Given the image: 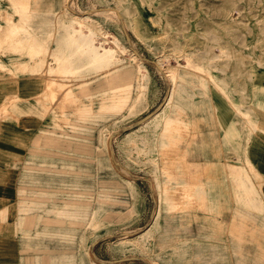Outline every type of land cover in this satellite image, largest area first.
<instances>
[{"label": "rangeland", "instance_id": "1", "mask_svg": "<svg viewBox=\"0 0 264 264\" xmlns=\"http://www.w3.org/2000/svg\"><path fill=\"white\" fill-rule=\"evenodd\" d=\"M6 1L12 9L10 14L4 9ZM17 1L0 0V77L5 74H36L35 84L41 91L34 96L37 103L28 106L40 112H16L12 109L13 104L24 105L25 99L10 93L0 96V122L10 116L36 119L47 113L53 117L52 126L35 135L27 156H23L22 150L13 151L9 156V160H14L13 164H19L24 170L19 180L27 182L21 183L26 188L20 190L22 199L18 212L23 211L25 199H29L30 210L20 213L25 217L27 228L35 218L42 217V222L37 224L41 232L26 238V249L40 251L42 264H46L50 253L53 259L56 256L57 260L65 258L59 264H91L88 250L92 243L97 257L112 260L108 264H146L136 259H119L129 254L141 255L154 264H264V220L257 216L256 211L242 208L216 185L203 199L194 196L189 203L185 201L180 184L196 180L208 188L209 181L215 183L217 177H222L213 164H202L189 172V163L183 161L184 154L174 158L178 153L171 148L166 154L171 156L172 165L185 170L180 174L183 180L171 184L167 171L160 174L162 180L158 172H151L158 181V189H152L144 178H135L128 167H120L111 160L109 135L107 147L112 167L105 164L108 150L102 139L151 109V89L154 97L160 95L163 98L166 82L158 66L142 59L150 75L147 103L136 112L128 113L127 106L143 82L137 70L139 59L135 60L129 51H123L118 53L116 63L96 68L90 60L76 53L74 42L67 46L64 43L63 49H68V54L62 52L57 47L58 42L67 41L65 32L71 30H61L57 25L47 26L40 12H35L44 0H20L22 4L15 8ZM50 3L51 0L47 1V5ZM68 6L77 15L92 14L93 19L88 23L94 31V44L102 46H110L115 39L128 45L119 19L121 13L136 50L148 58L160 60L167 70L176 69L178 81L186 76L198 78V86L186 84L195 98L203 92L216 97L223 95L233 106V114L230 115L242 130L246 129L243 117L250 134L260 133L258 128L264 130V0H69ZM65 8L62 7V11L67 17ZM115 8L120 13L100 12L116 11ZM59 12L61 9H56V13ZM14 14L19 17L18 21L13 20ZM68 18L57 17L56 20L69 23L73 17ZM15 22L19 26L17 29L14 28ZM86 27L82 28L81 36L88 35ZM55 34L58 35L56 38ZM25 38L34 39L42 46L37 50L30 49L23 43ZM9 53L17 54L19 60L5 62L3 57ZM65 68L71 71L66 72ZM105 68L109 69L99 71ZM122 68H134L132 87H128V80L114 79L115 71L119 73ZM149 86L152 87L149 89ZM2 87L15 88L7 83H2ZM46 90L57 91V98L50 100V96L44 94ZM72 96H76L74 100ZM177 97L181 103L188 101L184 96ZM212 102L215 103L216 98ZM187 110L192 115L201 109L188 108L186 113ZM214 111L212 106H208L209 115H215ZM191 118L188 116V128L182 127L177 139L189 148L193 147L196 134ZM159 122L160 118L152 127L154 137L158 136ZM134 140L126 138L122 141L127 156L131 150L137 154L147 151L149 143L145 139H141L142 147L138 146L137 140L133 143ZM18 144L25 146L24 140ZM216 144L217 160L226 159L243 166L241 144L238 148L233 143L224 145L222 140ZM186 152L188 155L190 151ZM126 177L132 178V186L126 184ZM160 184L181 203L178 209L170 211L161 203ZM226 185L233 193L235 185L231 178L226 179ZM158 191V217L143 239L146 253L132 251L130 246L118 248V238L142 230L141 226L155 208L154 199L156 201ZM97 204L102 208L89 213ZM64 207L67 208L65 214L62 212ZM242 209L247 211L243 216L239 214ZM53 214L84 221L75 222L73 237L63 239L69 230L48 222ZM92 214L97 220L96 228L93 224L88 227ZM43 217H47V222ZM65 240L71 246L61 245ZM59 249L67 251L57 254Z\"/></svg>", "mask_w": 264, "mask_h": 264}, {"label": "crops", "instance_id": "2", "mask_svg": "<svg viewBox=\"0 0 264 264\" xmlns=\"http://www.w3.org/2000/svg\"><path fill=\"white\" fill-rule=\"evenodd\" d=\"M47 1L49 0L40 2L38 4V11L35 10V12H40V16L42 20L47 23V26L51 27L57 25V27L61 28V30H66L68 28L70 30L72 28L75 31L79 30V25L75 23H73V25H75L73 27L71 26L70 28L67 21L59 22L56 20L57 17L69 19L68 17L74 18L75 16H80L73 12L70 8H68L69 0H51V3L49 5H47ZM19 4H22L20 0H18L15 4V8H18ZM62 7H66L69 11L67 13V17L63 14ZM4 9H6L7 13H11L12 9L10 8L8 1H6V4H4ZM56 9H61V12L56 13ZM100 12L103 13L102 11ZM85 15H89L91 17L90 20L93 19L92 14ZM18 19L19 17L14 14L13 20L18 21ZM14 25L15 29L19 28L16 22ZM4 29L5 24L3 25V30ZM65 33L68 34V36L66 37L67 41H62L60 43L58 42L59 45L57 47L60 48V50L62 49V52H66L68 54V49H63V47L70 45L72 42H74V40H77L80 35L79 33L72 32V30L69 33ZM56 35L57 34H55V38ZM55 38H53V40H55ZM57 38L59 39V37ZM27 40L29 42H27ZM19 41H22V39L19 38ZM23 43L24 45L28 44L30 49L34 48L35 50H37L38 47L42 46L35 42L34 39L29 40L25 38V41H23ZM64 43L65 46H63ZM16 55L17 54L9 53L7 56L3 57V60L5 62L7 61L8 63L12 60H19L20 57ZM63 57L65 58L66 56ZM109 68H105L99 71H104ZM144 68L145 69H142V74L140 73V78L143 81L140 88L142 86L146 87L145 101L143 103V106H146L148 81L150 75L148 67L145 65ZM126 69L132 72L133 79L134 68ZM138 69L139 67L137 65V70ZM115 75L116 76L114 79L116 81L126 80L120 73V71L119 73L115 71ZM36 78V74L29 73L3 75L0 77V96L4 97L10 93H13L24 98V105L13 104L12 109L16 112L25 114L31 112H40L37 108L28 106L29 104L37 103L34 96L41 91V88L35 84ZM198 82V78L187 76L184 77L181 81L179 80L178 86L172 95V101L170 102V105L166 106V102L161 109L162 111L160 110L161 112H158L159 114H161L160 117H155L154 115H152L151 117L146 119L148 122L145 126H142V122L125 132L115 135L112 139L114 160L118 166L126 168L128 167L127 169L129 170V172H131L135 176L148 177L151 180V183V172H154L153 174H156V172H158L159 179L162 180L160 174H163L165 171H167V175L170 174L168 182L171 184H178L183 180L180 174L182 173V171L183 173H185V170H181L176 164L172 165L170 161L171 156H168L166 152H170V149L173 148L178 153H175L178 156H174V158L181 157V153L184 154L183 161L189 163V172H192L194 168L200 167L202 164H213L214 166H216L217 171H219L222 176L216 178V184L213 181H209L210 187L208 188L205 187L204 183L196 180H191L188 183L180 184L181 186L179 187V189L183 191L186 202L189 203V201L193 200L194 196H197V198H199L200 200L203 199L205 195L213 191L214 186L216 185L221 189L222 193L225 196H231L236 203L240 204L242 208L248 211H256L257 216H260L264 220V135L260 133L250 134L249 125L246 123V119L244 117L242 119L245 123L246 129L242 130L241 128L236 126L237 120H235V118L230 115V113L233 114V106L227 99H225V97H223V95H221L220 97H216L210 92H203L199 97L195 98L194 92L189 91L186 84L198 86ZM2 83H7V85L15 86V88L14 90L6 89L2 87ZM128 87H132V82H130ZM151 87L152 86H149V89ZM201 90L203 91L202 88ZM139 91L140 89L133 96L130 104L127 106L128 113L129 107L133 104L131 102H133L137 97ZM151 91L149 93V100L152 101V103L150 104L151 109L147 110L146 114L151 112L162 100V98H160V95L154 97V93H151ZM44 94H48L50 96V100H54L57 98L58 92L54 90H46ZM177 95H180V97L184 96L188 101L185 103H181ZM75 97L76 96H72V100H74ZM213 98H216L215 103L212 102ZM102 103H104V101ZM38 104L42 103L39 102ZM208 106H212V111L215 110V115H209ZM139 108H137V110ZM188 108L201 110H205L207 108V110H200V112L196 111L191 115L189 113L190 110H187L186 113V109ZM146 114L139 116L128 124L118 127L114 130H118L129 124H132L144 117ZM188 116L192 117L191 125H193L196 132L193 147L190 148L189 146L187 147L185 142H177V139L180 135V129H182V127L186 129L188 128ZM159 118L161 122H159V127L156 129L158 136L154 137L152 127L156 123V121L159 120ZM52 123L53 117H51V114L47 113L41 118L36 119L31 117L16 118L10 116L6 117L0 122L1 127L3 126L2 128H0V264H27V262L28 264H42L43 262L42 254L40 251H28L25 246L26 238H29L30 236L33 237L41 232V229L39 227L40 225L37 224L39 222H42V217L35 218L34 223L27 228L25 224V217L21 214H24L25 212L30 210L29 203H31V201L29 199H25L26 205L23 208V211L18 212V207L20 206L19 202L22 199L20 190L22 188H26V186H22L21 183L27 182L19 180L20 175H22L24 170H21L19 164H13L14 160H9V156L11 152L19 150L23 151L24 157L27 156L35 135L41 133L43 129L50 128L52 126ZM108 135L109 134H107V136L102 139L104 141L106 149L108 150L106 151L107 157L105 164L108 167H112V164L109 160V149L107 147V142H105ZM133 135L136 136L134 137ZM126 138H134L135 140L133 141V143H135V141L137 140L138 146L143 145L141 139H145V141L149 143L147 151L144 154H137L135 150H131L130 156H127V151L123 150L122 148V141ZM21 140H24L25 142L24 147H21L18 144V142ZM218 140H222V143L224 145L233 143V146L235 148H238L241 144V150H243V152L241 153L243 166L236 164L234 165V163L228 162L226 161V159H216V142ZM98 149L100 148L98 147ZM186 151H190L192 154L189 152V154L186 155ZM218 153L219 152H217V154ZM239 154L240 153H238V155ZM8 160L10 162L9 165L7 164ZM99 163H101L100 160ZM4 174L9 175L6 177L4 176ZM228 178H231L235 185L233 193H230L229 189L227 188L226 179ZM125 180L126 184L132 186L131 177H126ZM140 181H142V179H140ZM147 183L150 185L148 181ZM239 190H242V192L240 193ZM161 203L165 204L170 211L178 209V207L181 206V203L174 197L170 196L168 190L162 185ZM13 204L15 205V210L13 208ZM101 208L102 206L100 204H97L96 206L91 208L89 213H92L91 211H94L95 209L100 210ZM62 210L64 214L67 212L66 207H64ZM246 210L242 209L239 214L243 216L247 212ZM45 218L47 219V217H43V221L47 222ZM48 220V222H52L53 224L55 223L56 226H65L67 230H69L68 233L65 234L63 239L72 238L74 223L84 221L81 218H68L66 215L62 214H53V217L49 216ZM166 233L167 232L165 231L164 234ZM61 245L71 246L66 240L64 241V243H61ZM207 249L209 250L210 247L208 246ZM64 251L67 250L59 249L57 254H60ZM170 253L171 252L169 251L168 254ZM64 260L65 258H59V260H57V256L53 259V254L50 253L46 258V264H59V262H63Z\"/></svg>", "mask_w": 264, "mask_h": 264}, {"label": "bare ground", "instance_id": "3", "mask_svg": "<svg viewBox=\"0 0 264 264\" xmlns=\"http://www.w3.org/2000/svg\"><path fill=\"white\" fill-rule=\"evenodd\" d=\"M68 8H69V6H68ZM115 9H116V11L108 10V11H102V12H111V13H113L115 15L117 14V12L120 13V11H119L118 8H115ZM65 11L67 13L69 12L67 10V8H65ZM90 19H91V17L89 15H85V16L82 15V17L75 16L73 19H71L69 21L70 28H71V25L73 23H77L79 25V30H77V31H75V30H73L71 28L72 32H76V33H79L80 34V39L79 40L77 39V40L74 41V43H76V48H77L76 49V51H77L76 53H80V55H82L84 57V59L90 60L92 62V64L93 65H96V68H98L99 66H101L103 64L104 65H111L113 63H116L119 60L118 53H123V51H129V52H131L133 54V57H134L135 60L136 59H139V61H138V67H139L138 72L140 74L142 72V67H145L144 61L139 56H137V54L133 50L131 51L130 48L128 47V45H124L118 39L112 40V42L110 41L111 42L110 46H108V45L107 46H102V45H95L94 44V31L91 29V27L89 26V23H88V21ZM124 24H125V26L127 28V25L125 23V20H124ZM84 26H87L88 29H89V33H88L87 36H81L82 28ZM133 28H134L135 33H137L136 32L137 26L134 25ZM156 61L159 64V66L163 69L164 74H165V76H166V78H167V80H168V82L170 84L169 96H168V98L166 100L167 103L165 102L166 103V106H169L170 105V102L172 101V95L175 92V89L177 87L176 85L178 83L177 70L174 69V68L171 69V70H167V69H165L163 67V65L160 62V60H156ZM65 70H66V72L71 71L70 69H67V68H65ZM119 71L121 72V74L123 75V77L126 80H128V86H129V84L131 82V79H132V72L129 71V70H127L126 68H122ZM145 89H146V87H143V86L140 88V91H139L137 97L134 99L133 104L129 107V113L136 112L137 111V108H139L144 103V101H145ZM160 110L157 111L156 113H154L153 115L155 117H160L161 114L158 113V112H161L162 111V110L161 111ZM147 122H148L147 120L143 121V125L142 126H145L147 124ZM251 124L253 126H255L254 123L251 122ZM257 130L260 133H262V135L264 134V130H262L261 128H258ZM105 142H107V139L105 140ZM151 178H152V187L154 189H158V181H157V178L154 177V176H152ZM129 181H131V180H129ZM159 201H160V193L158 191L156 193V201H155L156 202V205H155V208H154L155 209L154 210V216H153V219L150 222V224L148 226H146L145 228H143L142 230L138 231L137 233H139V234L135 238L134 237L131 238V236L132 235H135L137 233L132 234V235H123L120 238H118L117 239L118 242L116 244V246L118 248L124 249L127 246H130V249L132 251L133 250L134 251L136 250L135 252L138 251V253L139 252L146 253V250L144 248L145 242L143 241V239H144V236L145 235H147L148 233H150V230L152 229V226H153L156 218L158 217ZM96 221L97 220H96L95 214H92V217L90 219V222H89L88 227H90V225L93 224L94 225V228H96L97 225H98V224H95ZM88 253H89V255H91V258H90L91 259L90 260L91 261V264H99V263L100 264H108L106 262H101V261L97 260L95 258V256L93 255V253L91 252L90 249L88 250ZM151 264H154V263L151 262Z\"/></svg>", "mask_w": 264, "mask_h": 264}, {"label": "water", "instance_id": "4", "mask_svg": "<svg viewBox=\"0 0 264 264\" xmlns=\"http://www.w3.org/2000/svg\"><path fill=\"white\" fill-rule=\"evenodd\" d=\"M119 19H120V22L122 24V29L124 30V34H125V38L127 40V44L129 45V47L137 54V56H139L141 59L145 60L146 62H152L154 64H156L160 70V72L162 73L163 75V78L166 82V89H165V92H164V95H163V98L162 100L160 101V103L151 111L149 112L148 114H146L144 117H142L141 119L137 120L136 122L132 123V124H129L123 128H120L118 130H114L112 131L110 134H109V137H108V147L110 149V153H111V160L116 164L115 160H114V151H113V146H112V139L115 135L119 134V133H122V132H125L135 126H137L138 124L142 123L143 121H145L146 119H148L149 117H151L154 113H156L157 111H159L165 104L168 96H169V92H170V84L164 74V71L163 69L159 66V64L157 63V61L155 59H151V58H148L147 56H145L142 52H139L138 50H136L133 45H132V41H131V38L129 36V34L127 33L126 29H125V25L123 23V19L121 17V15L119 14ZM117 165V164H116ZM135 178H144L145 180H147L149 183H150V187L153 189L152 187V183H151V180L148 178V177H144V176H135ZM154 207H155V199H154ZM153 216H154V208L152 209L151 213H150V216L148 217V220L146 221V223L141 226V229L145 228L146 226H148L150 224V222L152 221L153 219ZM126 233H130V232H126ZM93 247H94V244H90V250L91 252L93 253V255L101 262H107V263H111L112 260H103L99 257H97L95 254H94V250H93ZM120 260L122 261H126V260H132V259H136V260H141L143 262H145L146 264H151V262L141 256V255H138V254H129V255H126L124 257H121L119 258Z\"/></svg>", "mask_w": 264, "mask_h": 264}]
</instances>
